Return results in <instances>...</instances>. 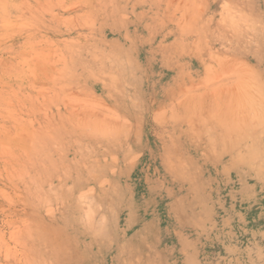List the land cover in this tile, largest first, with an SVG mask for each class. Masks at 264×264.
Segmentation results:
<instances>
[{
    "label": "rangeland",
    "instance_id": "1",
    "mask_svg": "<svg viewBox=\"0 0 264 264\" xmlns=\"http://www.w3.org/2000/svg\"><path fill=\"white\" fill-rule=\"evenodd\" d=\"M0 264H264V0H0Z\"/></svg>",
    "mask_w": 264,
    "mask_h": 264
}]
</instances>
